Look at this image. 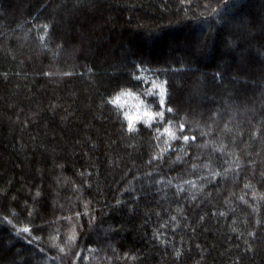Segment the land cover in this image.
Returning <instances> with one entry per match:
<instances>
[{
    "label": "trees",
    "instance_id": "16d2710c",
    "mask_svg": "<svg viewBox=\"0 0 264 264\" xmlns=\"http://www.w3.org/2000/svg\"><path fill=\"white\" fill-rule=\"evenodd\" d=\"M0 264H264V0H0Z\"/></svg>",
    "mask_w": 264,
    "mask_h": 264
},
{
    "label": "snow or ice",
    "instance_id": "6c2138e0",
    "mask_svg": "<svg viewBox=\"0 0 264 264\" xmlns=\"http://www.w3.org/2000/svg\"><path fill=\"white\" fill-rule=\"evenodd\" d=\"M136 78H137V79H141L140 76H137ZM152 89H158V90H159V92H158V95H159V97H160V99H159V105H160L161 107H164V106H165V94H166L165 86H164L163 84H161V83H157V82L153 81V83H152ZM147 94L151 95L152 93H151V91H150V92L147 93ZM120 97H128L129 99L134 98V97H133V94H132L131 92H127V91H126V92H122V93L120 94ZM120 97H117V101H116L117 103L120 102ZM143 104H144V101H142V100L139 101V105H138V107H139L140 105H143ZM167 111H168L169 113H171V112L173 111V109H172L171 107H168V108H167ZM143 116L147 117L148 120L151 121V120L153 119L154 116H160V117H163V116H164V113H163V112H160V111H157V112H155V113H152L151 111H144V112H143ZM132 128H135V125H134V124L132 125ZM166 131H167V129H166ZM170 135H172V134L170 133ZM184 139L187 140L188 137L185 136ZM24 231H28V229H24Z\"/></svg>",
    "mask_w": 264,
    "mask_h": 264
},
{
    "label": "clouds",
    "instance_id": "9594fccd",
    "mask_svg": "<svg viewBox=\"0 0 264 264\" xmlns=\"http://www.w3.org/2000/svg\"><path fill=\"white\" fill-rule=\"evenodd\" d=\"M117 97H120V94L115 95L113 98L109 99L108 103L110 105H112L116 108H120V109H124L125 106L130 103V101L124 100V99H122V97H120V102L117 103L116 102ZM138 105H139V101H138V103L132 105L131 108H128L127 110H125L123 112V118L125 119V121H127L128 131H134L135 130V128H132V125L134 124V121L139 119V117L141 116L140 109H141L142 105H140L139 107H138Z\"/></svg>",
    "mask_w": 264,
    "mask_h": 264
},
{
    "label": "rangeland",
    "instance_id": "374dc122",
    "mask_svg": "<svg viewBox=\"0 0 264 264\" xmlns=\"http://www.w3.org/2000/svg\"><path fill=\"white\" fill-rule=\"evenodd\" d=\"M136 75L141 77L140 80L156 79V78L159 77L157 74L150 73L147 70H145V71L144 70H139Z\"/></svg>",
    "mask_w": 264,
    "mask_h": 264
}]
</instances>
